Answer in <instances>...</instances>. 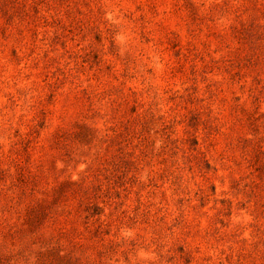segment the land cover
<instances>
[{
  "label": "rangeland",
  "instance_id": "374dc122",
  "mask_svg": "<svg viewBox=\"0 0 264 264\" xmlns=\"http://www.w3.org/2000/svg\"><path fill=\"white\" fill-rule=\"evenodd\" d=\"M0 264H264V0H0Z\"/></svg>",
  "mask_w": 264,
  "mask_h": 264
}]
</instances>
